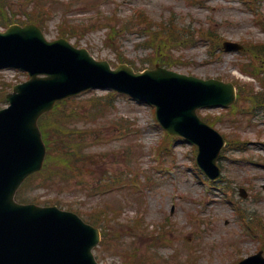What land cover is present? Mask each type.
Wrapping results in <instances>:
<instances>
[{"label": "rangeland", "instance_id": "obj_1", "mask_svg": "<svg viewBox=\"0 0 264 264\" xmlns=\"http://www.w3.org/2000/svg\"><path fill=\"white\" fill-rule=\"evenodd\" d=\"M59 2L69 5L65 16L71 23L81 21L86 17H94L95 23H89L88 26L80 29L81 36H84L86 30H91L81 40L80 46L90 48L98 59L118 61L116 53L106 46L103 32H98L100 27L108 21L109 17L125 18L136 8L146 10L155 20L174 18L182 25H192L194 30L213 26L215 32L225 39L264 42V29L257 23L254 11L243 0H99L97 5V0H91L93 4H87L86 0H59ZM261 4L264 14V2ZM55 18L47 22L48 27L54 32L59 24V19ZM54 34L48 37L53 38ZM145 40L144 32L136 29L127 32L123 38L122 52L140 68L149 66L146 59L150 50L144 46ZM208 48L205 42H200L193 47L176 49L172 52L173 59L184 65L174 69L203 78L210 76H220L225 79L237 78L241 82L253 83L252 86L256 90H263L264 85L259 79H253L245 74L241 76L243 73L238 66L248 57L236 53L217 54L215 59L219 63L214 61L213 64H209ZM241 57L244 59H240ZM236 70L239 75L235 74ZM3 78L20 82L26 78V75L22 72H5L3 77H0V84L4 82ZM96 91L98 94L104 93L102 90ZM117 105L118 114L132 118L142 129L140 134L128 141L133 145L138 138L146 148V153H149L148 148L156 146L163 137V130L154 121L153 108L122 94L118 96ZM201 113L204 116H220V118L214 117L219 122L216 124L217 128L228 138L240 137L242 139L243 148L229 150L221 161L226 179L220 183L230 186L231 197L222 195L220 188L207 184L206 178L198 172L195 166L194 149L183 142H179L175 149L176 165L171 169L172 171H161L157 166V161L155 162L154 158L147 155L141 156L129 167L132 172H135L139 168L144 170L154 166L155 176L161 178L158 183L147 190V205L151 222L147 221L146 226L150 227L153 220L159 221L160 218L167 216L172 218V224L175 227L172 241L160 247L162 264L171 259L174 254L176 258L172 264H189L192 253L195 254V264H236L235 262L240 258L254 254L264 246L263 239L252 238L249 232L243 231L241 225L243 221L237 213L238 205L239 209H244L248 216H255L251 219L253 222L256 219H264V189L262 188L264 184V110L253 112L252 116L247 119L240 117L242 116L240 110L229 114L221 109H205ZM251 118L252 122L249 121ZM119 143L114 142V146L107 147L98 145L94 151L110 150L119 147ZM137 150L142 151V147L138 148V144ZM118 155L120 156L121 153L118 152L114 156ZM112 160H115L117 165L121 163L119 157L112 158ZM170 162L172 163V158ZM240 187L248 189L249 198L243 199L239 196ZM30 193L44 199L58 196L60 191H46L34 187L30 189ZM64 197L74 204L77 202L78 206L83 209L95 206L96 202L100 204L109 202L104 199L108 196L95 199L85 194L84 197L75 199L69 192H65ZM102 198L103 201H101ZM113 199L117 200L115 205L123 208L122 218L133 216L134 204L130 201V197L117 194ZM173 206L175 209L172 213ZM191 214L194 218H191ZM143 229L144 226L136 227V238L132 233V236H128L127 232H118L124 235V242L106 251L102 263L125 264L130 262V258L127 257L128 251L135 248L144 252L149 250V236L139 238ZM118 236L117 234L116 237ZM163 257L166 258L165 261Z\"/></svg>", "mask_w": 264, "mask_h": 264}, {"label": "water", "instance_id": "obj_2", "mask_svg": "<svg viewBox=\"0 0 264 264\" xmlns=\"http://www.w3.org/2000/svg\"><path fill=\"white\" fill-rule=\"evenodd\" d=\"M4 64L22 65L31 71L34 80L18 88L9 97L12 107L0 114V264H96L91 248L99 240L98 231L71 214L21 206L14 200L19 185L43 161L44 147L36 120L57 99L89 87L94 80H115L137 88L147 94L146 99H154L156 92H165V100L182 116V126L195 125L206 141L210 139L209 143L202 142L204 155L218 154L224 144L222 137L195 114L200 106L233 100L234 91L217 81L181 77L180 82L169 87L161 85L156 74H148L145 79L132 78V85L124 83L119 76L100 70L101 66L85 55L72 51L66 42H46L33 26H15L0 33V66ZM40 73H47L48 77L38 78ZM161 75L168 79L172 76ZM136 81L149 82L145 91L138 88Z\"/></svg>", "mask_w": 264, "mask_h": 264}, {"label": "trees", "instance_id": "obj_3", "mask_svg": "<svg viewBox=\"0 0 264 264\" xmlns=\"http://www.w3.org/2000/svg\"><path fill=\"white\" fill-rule=\"evenodd\" d=\"M60 140H64L59 137ZM77 164L72 163L71 157L52 163L48 166L46 173L57 177L69 176L74 173V168Z\"/></svg>", "mask_w": 264, "mask_h": 264}]
</instances>
